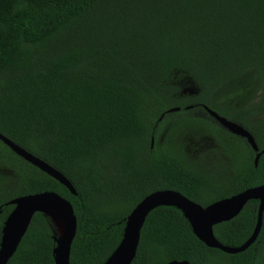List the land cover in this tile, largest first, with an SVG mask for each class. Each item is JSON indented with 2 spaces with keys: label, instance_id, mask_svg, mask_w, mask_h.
I'll list each match as a JSON object with an SVG mask.
<instances>
[{
  "label": "trees",
  "instance_id": "16d2710c",
  "mask_svg": "<svg viewBox=\"0 0 264 264\" xmlns=\"http://www.w3.org/2000/svg\"><path fill=\"white\" fill-rule=\"evenodd\" d=\"M205 107L264 150V0H0V133L76 191L0 140V241L11 200L53 192L76 218L70 264H103L155 191L207 207L264 185V153L255 165L247 140ZM258 204L214 225L215 238L245 243ZM55 237L36 212L7 264H55ZM171 261L264 264V212L256 240L229 254L199 240L178 208L157 206L131 264Z\"/></svg>",
  "mask_w": 264,
  "mask_h": 264
},
{
  "label": "water",
  "instance_id": "95a60500",
  "mask_svg": "<svg viewBox=\"0 0 264 264\" xmlns=\"http://www.w3.org/2000/svg\"><path fill=\"white\" fill-rule=\"evenodd\" d=\"M205 109L224 129L247 140L251 148L256 152L254 160V164L256 165L260 155L264 153V150L259 151L250 132L242 126L220 116L217 112L207 107H205ZM178 110L179 108H170L167 112ZM0 140L18 156L56 179L68 188L73 195H76V191L71 182L62 173L18 146L1 133ZM251 199H256L259 202L257 221L251 236L245 243L238 247L222 245L214 236L213 226L235 217ZM10 203L14 205V209L7 217L2 228L0 264H7L8 260L15 253L36 212L48 216L55 227L56 246L53 249L54 263L70 264V248L77 226L70 202L56 193L42 192L14 198ZM160 205L175 206L178 208L188 220L194 235L208 247L217 248L225 253L235 254L247 249L256 240L259 234L264 212V185L248 188L237 195L216 201L207 207L201 206L174 190L155 191L143 198V200H141L130 212L126 219L123 238L120 244L103 264H131L137 251L144 221L147 215ZM54 214L59 215V219H61L60 222L56 220L57 217H55ZM168 264L190 263H188V261H171Z\"/></svg>",
  "mask_w": 264,
  "mask_h": 264
},
{
  "label": "bare ground",
  "instance_id": "6f19581e",
  "mask_svg": "<svg viewBox=\"0 0 264 264\" xmlns=\"http://www.w3.org/2000/svg\"><path fill=\"white\" fill-rule=\"evenodd\" d=\"M54 216H55V217H57V219H56V220H57L58 222H60V221H61V219H59V215H57V214H54Z\"/></svg>",
  "mask_w": 264,
  "mask_h": 264
},
{
  "label": "rangeland",
  "instance_id": "374dc122",
  "mask_svg": "<svg viewBox=\"0 0 264 264\" xmlns=\"http://www.w3.org/2000/svg\"><path fill=\"white\" fill-rule=\"evenodd\" d=\"M195 146H197V145H195ZM198 146H201V145H198ZM202 150H203V149H202ZM202 150H201V151H202Z\"/></svg>",
  "mask_w": 264,
  "mask_h": 264
}]
</instances>
